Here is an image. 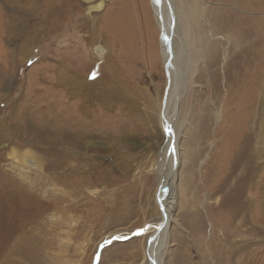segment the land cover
I'll return each instance as SVG.
<instances>
[{
  "label": "rangeland",
  "instance_id": "rangeland-1",
  "mask_svg": "<svg viewBox=\"0 0 264 264\" xmlns=\"http://www.w3.org/2000/svg\"><path fill=\"white\" fill-rule=\"evenodd\" d=\"M34 1L0 0V264H150L147 243L162 215L156 196L166 134L159 115L167 85L150 1L104 0L102 9L95 6L100 0ZM199 2L203 10L213 3ZM13 17L21 20L17 31ZM194 21L197 34L214 24L210 15ZM225 35L221 73L229 56ZM98 45L104 54L96 53ZM205 70L201 59L183 92L178 139L192 162L185 153L163 264H218L224 232L231 238L227 251L250 238L232 220V194L220 191L238 122L226 78L219 98L209 89L203 97L208 137L201 138L206 127L198 110L185 102L189 86L195 93L213 86L212 73L199 78ZM62 76L78 78L81 87L64 86ZM119 81L138 106L129 97L101 99L104 88L120 91ZM260 187L256 179L252 189ZM188 198L198 216L186 210ZM140 228L147 231L137 234ZM253 236L256 244L261 237ZM257 246L231 264H264V246Z\"/></svg>",
  "mask_w": 264,
  "mask_h": 264
},
{
  "label": "bare ground",
  "instance_id": "bare-ground-1",
  "mask_svg": "<svg viewBox=\"0 0 264 264\" xmlns=\"http://www.w3.org/2000/svg\"><path fill=\"white\" fill-rule=\"evenodd\" d=\"M210 1L213 2L211 7L203 10L201 7L203 5L199 6V0H159V2L158 0H150L154 17L161 30L160 54L167 78L159 115L161 129L166 134V137L164 136L166 140L164 149L160 152L162 162L159 165L164 173L156 196L162 215L160 222L155 224L158 230L149 236L147 243L146 251L150 264H163L162 251L167 247V232L172 228V209L180 202L178 201V181L180 168L184 162V154L186 153L187 162L192 159V152L188 146L184 152L181 151L178 139L180 130L178 119L181 103L185 96L184 88L193 83L194 78L196 80L197 63L201 59L204 60L207 70H205V74L199 75V78L212 73L213 77L210 78L212 80L209 81V84H213V86L208 85L204 91L199 89L196 93L195 88L189 86L188 95L185 92V102L191 101V108L195 109L196 112L198 110V115L205 122V127L208 126L207 101H203V97L206 96L209 89V91L212 90L213 95L215 93L216 98H219L222 76L224 75L226 78L229 96L232 98L231 102L232 104L235 103L236 114H233V117L238 122L235 121L237 123L234 128L232 127L233 130L235 129L233 137L237 135L235 144L227 149L226 154L228 156L225 158V162L223 161L226 165L229 164L230 172L227 173L226 182L220 187V191L224 194H232L236 203L232 220L237 224L235 225L236 229L240 228L239 233H241V226H243L244 231L250 236L248 241L244 235L243 239L236 242L239 245L235 246L233 250L231 246H228L229 250L227 251L225 241L229 240L231 243V238L229 233L224 232L221 235V242L225 246H220L218 250V264H231L232 257L237 253L247 255L253 253L256 244L259 245L257 246L259 249L264 246V0ZM34 2L36 3L37 0ZM95 6L99 9L104 7L103 3ZM16 9L18 11L22 9L23 12L27 11L24 7ZM194 15L199 17L200 15L206 17L210 15L214 24L212 23L211 27L208 26L207 28L202 25L199 34H197L198 27L195 24ZM20 27L21 20L13 17L11 29L17 31ZM222 32L226 33L225 36L228 41L224 55L227 54V51L229 53L223 67V73L220 72L222 69L220 60L223 51L220 50L222 41L219 37ZM95 51L102 55L105 49L98 45ZM77 80L78 78L75 77L70 78V80L61 77V83L67 87L73 84L76 88L81 87V84L76 85ZM119 83L122 86L120 91L104 88L99 94L101 99L114 100L128 99L127 97H129L134 99L135 105L138 106V100L134 96L130 97L131 94L128 95L129 90L123 87V83L120 81ZM198 96L201 97L200 106ZM237 114L243 116L244 122L242 124ZM256 115L257 120L255 119V121ZM73 122L78 126L81 124L75 119ZM166 126H170L172 131L168 132ZM207 128L203 129L201 138L208 137V133L205 131ZM256 179L261 185L260 189H252V184ZM231 180L234 182L231 183ZM163 189L166 193L162 192ZM220 198L219 196L218 206L220 209H224L227 204L226 200L221 202ZM185 205L189 214L198 216L199 210L196 208L197 202L194 199L188 198ZM255 234L261 237L255 241L256 244L251 242ZM231 250L233 252H229ZM227 252H229L228 255Z\"/></svg>",
  "mask_w": 264,
  "mask_h": 264
},
{
  "label": "snow or ice",
  "instance_id": "snow-or-ice-1",
  "mask_svg": "<svg viewBox=\"0 0 264 264\" xmlns=\"http://www.w3.org/2000/svg\"><path fill=\"white\" fill-rule=\"evenodd\" d=\"M158 2H159V0H158ZM165 39L167 40V37H165ZM29 63H31V61H29ZM91 78L92 79H96V75L94 74ZM166 127H167L168 132H171L172 131V129H171L170 126H166ZM173 151H175V148H173ZM146 231H147L146 228H140L139 229V232L137 234L144 233ZM121 239H127V237L116 236V237H113L112 238V240H121ZM112 240L105 241V244L112 243Z\"/></svg>",
  "mask_w": 264,
  "mask_h": 264
},
{
  "label": "crops",
  "instance_id": "crops-1",
  "mask_svg": "<svg viewBox=\"0 0 264 264\" xmlns=\"http://www.w3.org/2000/svg\"><path fill=\"white\" fill-rule=\"evenodd\" d=\"M149 1H150V0H149ZM102 2L104 3V0H100L99 3H98L97 5H99V4L102 3ZM104 4H105V3H104ZM150 6H151V4H150ZM154 18H155V17H154ZM149 20H151L150 17H149ZM155 21H156V19H155ZM156 23H157V22H156ZM148 24L152 27V23H151V22H149ZM157 25H158V24H157ZM158 27H159V26H158ZM102 47H103V46H102ZM103 48H104V47H103ZM104 49H105V48H104Z\"/></svg>",
  "mask_w": 264,
  "mask_h": 264
},
{
  "label": "water",
  "instance_id": "water-1",
  "mask_svg": "<svg viewBox=\"0 0 264 264\" xmlns=\"http://www.w3.org/2000/svg\"><path fill=\"white\" fill-rule=\"evenodd\" d=\"M163 193H166V191L163 189V191H162Z\"/></svg>",
  "mask_w": 264,
  "mask_h": 264
}]
</instances>
